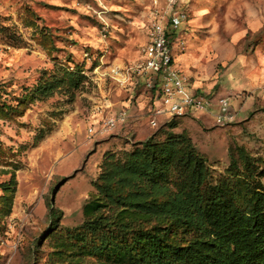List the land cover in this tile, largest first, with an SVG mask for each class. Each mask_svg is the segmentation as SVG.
<instances>
[{
    "label": "rangeland",
    "instance_id": "1",
    "mask_svg": "<svg viewBox=\"0 0 264 264\" xmlns=\"http://www.w3.org/2000/svg\"><path fill=\"white\" fill-rule=\"evenodd\" d=\"M175 8L186 18L173 49L188 88L226 98L236 117L220 128L209 114L193 113L176 119L173 132L185 131L206 157L210 184L223 178L238 148L264 171V92L243 75L264 69V0H178ZM163 9L164 0H0V264L78 258L69 254L78 248L69 237L94 193L103 141L111 139V151H131L156 132L152 93L135 77L118 82L108 72L138 62L148 24ZM68 73L80 79L77 87H68ZM52 81L64 85L44 93ZM101 106L129 115L106 137L87 131ZM165 225L175 245L196 236ZM77 264L103 262L79 257Z\"/></svg>",
    "mask_w": 264,
    "mask_h": 264
},
{
    "label": "trees",
    "instance_id": "2",
    "mask_svg": "<svg viewBox=\"0 0 264 264\" xmlns=\"http://www.w3.org/2000/svg\"><path fill=\"white\" fill-rule=\"evenodd\" d=\"M66 75L68 87H77L80 79ZM59 85L63 81H52L42 90L51 94ZM176 119L133 142L131 151L103 155L83 223L69 237L78 247L77 253L69 250L78 257L72 264L79 257L103 264H264V171L258 160L238 148L223 178L210 184L208 160L185 131L173 132ZM55 214L50 207L49 216ZM166 223L196 236L175 245Z\"/></svg>",
    "mask_w": 264,
    "mask_h": 264
},
{
    "label": "built area",
    "instance_id": "3",
    "mask_svg": "<svg viewBox=\"0 0 264 264\" xmlns=\"http://www.w3.org/2000/svg\"><path fill=\"white\" fill-rule=\"evenodd\" d=\"M177 2L178 0H164V9L155 11L148 24L146 42L140 50L138 62L121 72L112 68L108 76L118 82L126 77L142 80L146 89L152 93L149 114V126L152 128L174 118L192 117L193 113L209 114L216 126L224 128L236 117L228 100L192 92L175 62L172 36L186 19L184 13L176 10ZM180 49L183 50V47ZM128 117L127 108L113 112L110 106H101L91 118L87 131L90 135L106 137L124 126Z\"/></svg>",
    "mask_w": 264,
    "mask_h": 264
},
{
    "label": "crops",
    "instance_id": "4",
    "mask_svg": "<svg viewBox=\"0 0 264 264\" xmlns=\"http://www.w3.org/2000/svg\"><path fill=\"white\" fill-rule=\"evenodd\" d=\"M179 28H180V26H179ZM179 30V29H178ZM176 34H177V36L179 35L178 34V31L176 32ZM175 34V35H176ZM175 38V37H174ZM255 53V52H254ZM176 56H178V54L177 55H175V61H176ZM179 60L181 61V59H180V57H179V59H178V57H177V62H179ZM256 67V66H255ZM254 67V69L252 70V71H250V72H248V73H245V74H243L246 78H248L247 79V81H249L248 82V86H249V88H251L252 90H255V91H262V92H264V69H263V67H261V69H256ZM238 86H239V84H238ZM236 87V86H235ZM198 89V88H197ZM200 91H201V89H200ZM221 94V93H220ZM220 98H224V97H222V96H220ZM263 98H264V96H263ZM224 99H226V98H224ZM263 108V107H262ZM109 136V135H108ZM145 139V138H144ZM144 139H142V140H140V141H143ZM111 139H106V140H104L103 141V145L106 147L105 149V152L103 153V155L105 154V153H107V152H114V151H111L110 149H109V145H110V143H111V141H110Z\"/></svg>",
    "mask_w": 264,
    "mask_h": 264
}]
</instances>
